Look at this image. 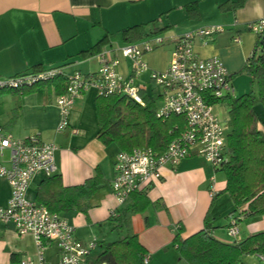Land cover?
<instances>
[{"label":"crops","instance_id":"obj_1","mask_svg":"<svg viewBox=\"0 0 264 264\" xmlns=\"http://www.w3.org/2000/svg\"><path fill=\"white\" fill-rule=\"evenodd\" d=\"M193 1L198 3V18H190L185 10V5ZM226 1L233 0H0V76L48 66H62L65 73L95 72L97 55L103 50H109L118 58L116 69L126 76L131 62L119 49L131 42L122 41L119 31L129 25L150 23L153 19L158 26L169 28L158 33L166 45L143 55L148 70L136 82L144 87L147 95H151L150 71H163L168 66L173 48L171 38L202 26L220 25L224 30L206 41L196 37L194 49L202 57L217 55L233 75L254 46L256 34L247 30L246 24L264 16V0H242L238 6L220 9L219 4ZM236 34L239 42L232 40ZM104 35L106 41L99 52L87 57L78 54ZM144 38L147 36L141 39ZM150 89L157 94L152 84ZM56 95L55 85L50 82L22 91H1L0 125L16 138L38 134L42 141L56 144V173L64 186L80 184L96 170L101 173L103 182L90 197L85 213L60 212L74 227L77 238L83 241L96 238L100 246L99 241L104 239L99 237L98 230L106 235L115 232L110 231L107 219L119 206L111 190L119 150L97 139L96 94L92 89L74 99L68 114L69 125L61 131L56 130L60 120ZM217 110L220 108L214 107L218 115ZM161 175L146 192L149 206L130 217V230L147 251L145 264H187L178 256L172 242L176 225L181 226L179 233L185 238L202 229L206 212L212 218V234L222 241H241L250 234L264 231V215L244 217L236 211L238 233L233 240L226 237L227 213L233 208V202L227 193H218L225 185L223 173L213 169L201 156L192 154L177 166H163ZM44 177L42 173L34 174L28 186V197L35 199ZM212 177L217 193L214 197L208 192ZM9 194L7 180L0 177V205L6 203ZM43 253L49 262L59 256L55 242L46 243ZM36 254L32 234L19 235L12 225L0 223V264H20V259L35 258ZM96 255L92 256L91 252L86 264Z\"/></svg>","mask_w":264,"mask_h":264},{"label":"built area","instance_id":"obj_2","mask_svg":"<svg viewBox=\"0 0 264 264\" xmlns=\"http://www.w3.org/2000/svg\"><path fill=\"white\" fill-rule=\"evenodd\" d=\"M246 27L256 35L264 32V16L248 22ZM223 30L220 25H208L172 37L173 48L167 68L150 71L151 82L159 88L155 116L164 119L171 114L179 115L183 117V127L161 153L150 147L117 152L111 190L119 205L129 193L147 191L151 183L160 180L163 166H177L192 154L201 156L213 169L227 162L228 121L227 118V122L219 118L214 105L220 103L224 107L223 100L232 97L231 74L217 55L202 57L193 47L196 37L206 41ZM232 40L239 42V35H234ZM163 42L162 36L155 35L151 39L144 38L121 46L120 53L131 62L126 76L117 71L119 60L109 50L98 53L95 72L63 73L66 86L55 97L60 110L56 130H64L69 125L68 114L74 99L89 89L98 96L124 95L143 105L140 91L144 87L136 82L148 70L143 55ZM60 73V67L48 66L0 76V92L22 91ZM72 131L76 132V129ZM56 149V144L42 141L38 134L16 138L0 125V177L5 178L10 186L6 203L0 205V223L12 225L19 235L32 234L37 245L35 258L20 259V264H86L88 256L98 246L96 238L88 241L77 238L74 227L60 213L49 211L27 195L34 174L49 176L56 173ZM208 192L211 197L216 193L213 177ZM114 213L115 210L110 215ZM226 232L228 236L236 237L238 216L229 215ZM49 242H55L57 246L59 256L56 261L49 262L44 257L45 244ZM260 257L264 259V255ZM143 263H147V257Z\"/></svg>","mask_w":264,"mask_h":264},{"label":"trees","instance_id":"obj_3","mask_svg":"<svg viewBox=\"0 0 264 264\" xmlns=\"http://www.w3.org/2000/svg\"><path fill=\"white\" fill-rule=\"evenodd\" d=\"M241 2L242 0L226 1L219 4V8L235 7ZM185 10L190 18H198L197 1L186 4ZM155 20L122 28L119 31L120 39L133 42L168 30L169 26H158ZM246 29L248 30L247 27ZM106 37L104 35L90 48L78 54L87 57L99 52ZM52 67L62 69V66ZM242 70L250 75L251 82H255L256 91L250 89L239 96L223 100L227 107L229 127L226 136L228 160L216 168L225 178V185L218 193H227L233 202L228 215L256 217L264 215V124L253 111V105H264V32L256 35V41ZM63 73L62 69V73L44 82L53 83L57 94L62 93L66 86ZM140 94L143 105L120 94L95 96L97 139L106 146L113 144L122 151L150 147L161 153L170 140L179 134L183 127V117L174 114L164 119L156 117L159 95L153 92L147 95L144 91H140ZM102 182L103 177L98 170L82 183L71 186H64L60 175L54 173L45 176L39 183L35 199L51 212L76 210L85 213L90 206V197ZM146 192L129 193L115 209V213L109 215L107 223L110 224V231H115L117 236L108 241L100 240L101 249L88 264H144L147 251L137 235L130 230V217L144 212L149 206L150 200ZM236 211L238 215L234 214ZM211 220L209 212H206L202 229L185 238L180 236L181 226L176 227L172 242L178 256L187 264H234L243 255H264V231L250 234L241 241L226 242L212 234Z\"/></svg>","mask_w":264,"mask_h":264},{"label":"rangeland","instance_id":"obj_4","mask_svg":"<svg viewBox=\"0 0 264 264\" xmlns=\"http://www.w3.org/2000/svg\"><path fill=\"white\" fill-rule=\"evenodd\" d=\"M154 35L155 34L148 35L147 38L151 39V38H153ZM156 35H158V34H156ZM165 45L166 44L164 41L161 45H158L156 48H160V46H165ZM244 62H245V59H243L241 61L240 67H237L235 73H233V75H231V82H232V86L234 89L232 97L239 96L245 92H248L250 89L256 91L255 82H251L250 75H248L245 70H242ZM151 84H152V86H154L153 83H150V85H148L150 93H152V91L150 89ZM155 88L157 91L159 90L158 86H156ZM214 107L217 109L220 108V111L217 110L218 115L221 118V120H223L224 122H227L226 121L227 107L226 106L223 107L220 103L215 104ZM5 155L7 156V153ZM98 235L100 238L104 239L105 241L112 240V239L116 238V236H117L115 232L106 235V233H103V230H101V229L98 230ZM226 237L229 240H233L232 237L228 236V234L226 235ZM100 249H101V247H99V246L97 248H95L92 251V256H95L97 254V252L100 251ZM234 264H264V259L258 257V255H254V254L249 255L248 254V255H243Z\"/></svg>","mask_w":264,"mask_h":264},{"label":"water","instance_id":"obj_5","mask_svg":"<svg viewBox=\"0 0 264 264\" xmlns=\"http://www.w3.org/2000/svg\"><path fill=\"white\" fill-rule=\"evenodd\" d=\"M253 111L258 116L259 121L264 124V105L261 103H257L253 105ZM100 264H106L105 262H102Z\"/></svg>","mask_w":264,"mask_h":264}]
</instances>
